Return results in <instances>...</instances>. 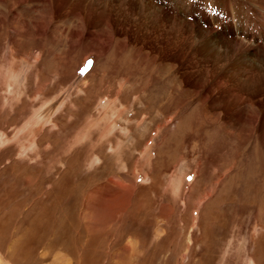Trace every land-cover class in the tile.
<instances>
[{
    "label": "rangeland",
    "instance_id": "obj_1",
    "mask_svg": "<svg viewBox=\"0 0 264 264\" xmlns=\"http://www.w3.org/2000/svg\"><path fill=\"white\" fill-rule=\"evenodd\" d=\"M260 1L0 0V264H264Z\"/></svg>",
    "mask_w": 264,
    "mask_h": 264
},
{
    "label": "bare ground",
    "instance_id": "obj_2",
    "mask_svg": "<svg viewBox=\"0 0 264 264\" xmlns=\"http://www.w3.org/2000/svg\"><path fill=\"white\" fill-rule=\"evenodd\" d=\"M262 1V0H261ZM260 1V2H261ZM263 3V2H262ZM260 15V14H259ZM262 29V28H261ZM264 30V29H263ZM260 31V30H259ZM262 31V30H261ZM259 32V45L261 44V42H262V40L264 39L263 37H264V31H263V34H262V32ZM260 48V47H259ZM261 49V48H260ZM0 262H1V259H0Z\"/></svg>",
    "mask_w": 264,
    "mask_h": 264
}]
</instances>
